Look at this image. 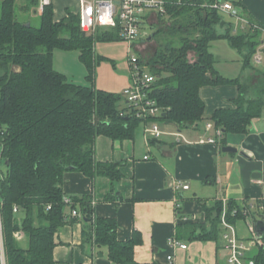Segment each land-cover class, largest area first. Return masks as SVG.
Masks as SVG:
<instances>
[{"label": "trees", "instance_id": "16d2710c", "mask_svg": "<svg viewBox=\"0 0 264 264\" xmlns=\"http://www.w3.org/2000/svg\"><path fill=\"white\" fill-rule=\"evenodd\" d=\"M166 1L167 12L158 17L160 25L151 34L157 47L146 61L158 77L153 97L163 110L161 123L179 130L197 126L206 106L201 88L233 84L239 91L234 107L217 108L211 120L221 128L224 145L230 134L242 139L264 112V70L253 63L264 24L241 11L248 26L236 32L233 23L212 6L216 0ZM16 2L1 0L0 15V165L5 167L0 170V203L7 264H55L56 233L71 220L67 208L71 213L80 211L84 239L106 247L114 262L154 264L134 258L135 247L142 242L139 231L119 240L116 219L95 215L92 193L67 196L63 188L67 171L120 180L119 163L96 159V139L100 135L133 139L142 120L128 104L120 105L122 93L69 81L53 67L54 50H79L88 78L94 80V61L106 60L96 55L94 45L122 40L118 30L99 28L84 35L79 17L67 9L56 20L53 4L45 6L40 25L33 26L17 20ZM33 2L38 8L39 0ZM222 38L240 53L243 69L250 71L247 77L227 78L217 70L210 47ZM227 206L226 218L236 223L242 213L238 209L233 216L232 211L239 207L233 200ZM202 207L206 222L179 225V238L218 239L223 201L212 207L202 203ZM19 230L24 233L21 240L15 237ZM252 258L264 264V246L255 249Z\"/></svg>", "mask_w": 264, "mask_h": 264}, {"label": "crops", "instance_id": "0c3cea01", "mask_svg": "<svg viewBox=\"0 0 264 264\" xmlns=\"http://www.w3.org/2000/svg\"><path fill=\"white\" fill-rule=\"evenodd\" d=\"M52 1L56 20L63 18L67 9H73L72 0ZM223 1L232 2L254 21L264 24V0ZM73 2L78 5V0ZM214 42L210 47L212 52ZM232 52L229 51L225 63L216 67L217 70L227 78L247 77L250 71L243 69L241 55ZM257 52L261 56L260 62L264 61V35ZM95 53L106 57L102 62L115 64L114 59L102 52L95 50ZM213 54L215 66L219 65V59ZM194 58L193 54L191 60ZM235 61H238L237 66ZM122 78L124 89L129 83V74ZM95 87L120 93V89ZM238 92V87L233 84L203 86L200 94L206 105L204 119L197 126L181 130L188 141H177L174 135H165L148 145L143 123L133 139L98 136L96 159L119 163L123 177L112 181L106 176L91 178L78 171H67L63 184L65 193L67 196L92 193L95 215L116 219L119 240H127L134 231H139L142 242L134 251L138 263L227 264V250L220 238L221 220L217 240L179 238L177 230L181 224L206 222L202 203L212 207L219 200L227 203L233 200L242 207L256 200L262 192L258 180H264V112L253 121L250 131L242 139L230 134L225 145L222 138H217L216 144L199 142L202 137H216L217 127L211 120L212 114L217 108L234 107L233 99ZM206 123H212L213 127L207 130ZM226 145L235 146L239 151L224 152L222 148ZM146 155L149 158H145ZM181 184H188L189 188L183 189ZM67 212L71 220L55 236V264H120L109 258L106 247L84 239L85 224L81 214L73 216L68 208ZM261 219L264 220V216L258 218ZM233 224L240 235L248 237L244 221L239 219ZM171 237L187 243L188 248L174 249L169 244ZM169 255L172 260L168 259Z\"/></svg>", "mask_w": 264, "mask_h": 264}, {"label": "built area", "instance_id": "2783aa9c", "mask_svg": "<svg viewBox=\"0 0 264 264\" xmlns=\"http://www.w3.org/2000/svg\"><path fill=\"white\" fill-rule=\"evenodd\" d=\"M51 4H53L52 0H39L37 8L39 13L44 11L45 6ZM166 5V0H78L76 9L70 8L79 17L80 27L85 33H95L99 28L117 29L122 41L127 43L129 83L123 89L122 95L126 99V103L132 107L135 116L142 120L145 141L148 145H150L152 139H159L165 135H174L177 141H188L181 130L167 131L161 128L160 117L163 110L153 97V85L158 77L141 60L136 50V47L139 45L137 39L140 31L144 30V36H148L149 34L145 30L147 29L146 26L152 27L160 15L166 14ZM212 6L222 14L227 13L235 16L248 24V20L239 15L237 7L232 2L216 0ZM262 31L264 33V28ZM254 60L256 62L261 61V56L258 52L254 55ZM205 127L208 130L213 125L212 123H206ZM215 132L216 137H202L199 142L216 144L217 138H222L223 134L219 127L216 128ZM145 158H149V155H146ZM258 182L262 187L260 196L256 200L232 211L233 216L238 213V209L242 213L241 220L246 225L249 233L248 237L240 235L236 225L227 220L226 210L221 215L223 230L221 231L220 238L227 250V264H256L254 258H252V253L259 246H264V238L260 239L257 237L255 228L258 218L264 216V180H258ZM181 186L183 189L189 188L188 184H181ZM66 200L70 201V198L67 197ZM223 202L227 204L226 200ZM14 211L17 212L18 208L14 207ZM79 214L76 209L72 210L73 216H78ZM15 237L18 240L24 238L23 231H17ZM169 244L174 249L188 248L187 243L182 242L176 237H171ZM172 258V255L168 256L169 260H172ZM0 264H7L1 203Z\"/></svg>", "mask_w": 264, "mask_h": 264}, {"label": "rangeland", "instance_id": "374dc122", "mask_svg": "<svg viewBox=\"0 0 264 264\" xmlns=\"http://www.w3.org/2000/svg\"><path fill=\"white\" fill-rule=\"evenodd\" d=\"M72 2L73 9H76L77 4ZM238 12H241L240 9L237 7ZM0 15H1V0H0ZM15 15L18 21L23 23L32 24L33 26L40 25V13L34 4L33 0H17L15 4ZM227 15V16H226ZM223 17L226 21L233 23L235 26L236 32L242 31L244 28L248 26L246 22L241 21L240 19L236 18L235 16L229 15L227 13H223ZM230 17V18H229ZM230 19V20H229ZM167 22V21H166ZM155 26L148 27L146 26L148 36H144V30L140 31L138 36V43L139 45L136 47L137 52L139 53L141 60L146 63L147 59L153 54L154 50L157 47V41L152 39V33L155 30V27L160 25V20L157 19L154 23ZM157 25V26H156ZM240 27H244L240 29ZM219 31H223L221 27H219ZM144 36V38H142ZM140 37V38H139ZM142 38V39H141ZM214 42V49L213 52L216 54L217 58L219 59V67L221 64L225 63V58L229 56V51H233L238 55V51L232 48L226 39H218ZM212 43V42H211ZM233 49V50H230ZM127 49L128 45L125 41H117L111 43H102L101 45L97 42L95 43L94 50L97 52H102L106 56L114 59L115 64L110 62H102L97 63L94 61L95 64V78L94 80H90L88 78L89 69L86 63L81 59L79 50H64L61 48H56L54 50L53 55V67L64 73L68 80L80 85H96L102 88H113L115 90L120 89V93L123 90V78L122 76L127 75L128 73V63H127ZM215 50V51H214ZM135 52V50H134ZM232 52V53H233ZM193 52L189 54V58H193ZM240 54V53H239ZM254 65L257 68L264 70V61L262 62H255L253 61ZM234 65H238V61L234 62ZM121 106L127 105L126 99L123 97L122 101H120ZM161 128L167 131H174L177 130L174 125L162 123L160 124ZM141 126L137 129L140 130ZM120 167V166H119ZM0 170H5L3 165H0ZM227 204L223 205V211H227ZM222 211V213H223ZM222 215V214H221ZM257 249V248H256Z\"/></svg>", "mask_w": 264, "mask_h": 264}, {"label": "water", "instance_id": "95a60500", "mask_svg": "<svg viewBox=\"0 0 264 264\" xmlns=\"http://www.w3.org/2000/svg\"><path fill=\"white\" fill-rule=\"evenodd\" d=\"M85 34L86 33L84 32V35ZM222 150L224 152H233V153H236L239 151V149L237 147L232 146V145L223 146ZM255 228H256V232H257V237L260 239L264 238V220L263 219L256 221Z\"/></svg>", "mask_w": 264, "mask_h": 264}]
</instances>
